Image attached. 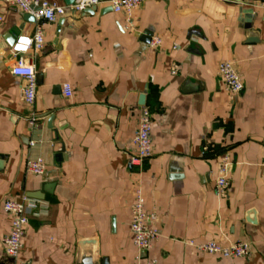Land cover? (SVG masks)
Listing matches in <instances>:
<instances>
[{
  "label": "crops",
  "instance_id": "0c3cea01",
  "mask_svg": "<svg viewBox=\"0 0 264 264\" xmlns=\"http://www.w3.org/2000/svg\"><path fill=\"white\" fill-rule=\"evenodd\" d=\"M107 1L43 24L40 51L15 47L40 22L0 1V264H132L137 187L156 215L159 237L146 253L152 264H264L263 0H143L130 21L105 11ZM245 9L253 10L249 28ZM154 37L161 44L150 47ZM223 61L242 79L238 94L219 77ZM28 62L37 75L32 107L11 72ZM144 108L153 155L131 165ZM226 156L229 185L220 193ZM36 158L47 176L26 172ZM23 197L38 207L19 256L10 258L3 203ZM209 241H243L250 253L230 259L198 250Z\"/></svg>",
  "mask_w": 264,
  "mask_h": 264
},
{
  "label": "built area",
  "instance_id": "2783aa9c",
  "mask_svg": "<svg viewBox=\"0 0 264 264\" xmlns=\"http://www.w3.org/2000/svg\"><path fill=\"white\" fill-rule=\"evenodd\" d=\"M7 6L16 7L24 14H29L40 22L36 27L32 38H19L15 46L17 50H27L33 46L35 50L40 51L44 46L43 24L53 23L66 12L82 13L87 8L98 7L105 3L102 0H75L71 5L59 4L46 0H0ZM143 0H109L107 3L114 13L123 14L127 21L132 19L135 9ZM264 7V0L259 2ZM1 21V16H0ZM161 44V39L154 37L149 46L156 47ZM14 76L20 77L24 82L23 99L24 102L32 107L37 90V75L33 63L16 65L11 70ZM175 73V71H173ZM218 74L226 88L232 94H238L243 89L242 79L231 61H223L218 64ZM63 94L71 95L69 84H63ZM37 118L31 117L30 124H35ZM152 116L148 108L141 111L138 126L134 131L132 144L135 153L129 156L131 165H139L144 160L153 155V145L151 139ZM231 162L229 157L222 161L219 176L216 180V189L223 193L227 190L229 181L228 173ZM27 173L35 176H47V167L42 158L30 159L26 163ZM134 200L131 207L132 219L130 230L133 237V243L137 249L132 264H152L154 261L146 258V253L152 248L154 240L159 237V231L156 227V215L145 210V198L141 187H137L133 193ZM37 201L27 197L21 200L6 199L3 203L4 212L10 217L11 228L7 236L3 238L2 247L4 254L10 258H17L23 247V237L25 235L29 216L37 209ZM198 250L219 256L221 258H244L250 253V245L243 241H237L228 245H222L215 241L204 242L196 245Z\"/></svg>",
  "mask_w": 264,
  "mask_h": 264
},
{
  "label": "water",
  "instance_id": "95a60500",
  "mask_svg": "<svg viewBox=\"0 0 264 264\" xmlns=\"http://www.w3.org/2000/svg\"><path fill=\"white\" fill-rule=\"evenodd\" d=\"M65 1V4L66 5H71L75 0H64ZM102 1H105V0H102ZM96 9H97V7H91V8H87L86 10H84L83 12L84 13H93V12H95L96 11ZM108 10H111V7H108V8H106V10L105 11H108ZM252 12H253V10L252 9H245L244 11H243V14H244V16H245V28H249L250 27V25H251V14H252ZM75 13V12H74ZM25 20L26 21H30V22H32V21H34L35 19L33 18V16H31V15H29V14H25ZM10 37V38H9ZM9 37H5L4 39L10 44V45H12L13 43H14V37H13V35L12 34H9ZM184 91H189V89H185ZM52 119V117L50 118V120ZM49 120V121H50ZM30 197H32V198H40V196L38 195V194H34V193H32V194H30L29 195ZM250 214H253V211L252 212H250L249 213V215ZM250 219V218H249ZM250 221H252L253 222V220L251 219Z\"/></svg>",
  "mask_w": 264,
  "mask_h": 264
}]
</instances>
